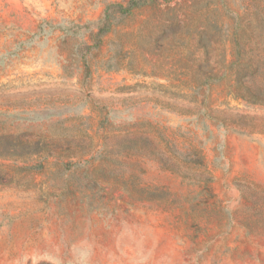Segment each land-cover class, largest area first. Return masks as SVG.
I'll use <instances>...</instances> for the list:
<instances>
[{"label": "rangeland", "instance_id": "1", "mask_svg": "<svg viewBox=\"0 0 264 264\" xmlns=\"http://www.w3.org/2000/svg\"><path fill=\"white\" fill-rule=\"evenodd\" d=\"M149 1L0 0V264H264V0Z\"/></svg>", "mask_w": 264, "mask_h": 264}, {"label": "trees", "instance_id": "2", "mask_svg": "<svg viewBox=\"0 0 264 264\" xmlns=\"http://www.w3.org/2000/svg\"><path fill=\"white\" fill-rule=\"evenodd\" d=\"M148 2H150L149 0H129L128 5L126 7H123L121 5H117L115 7H111V9H116L117 11L120 12L123 15H128L134 8H138L140 6H144L146 5ZM110 10V8H109ZM110 19V15L108 14V10L107 13L105 14V19H104V28L107 27V23L108 20ZM104 28L102 33H104ZM86 71L88 73V68H86ZM243 89V91H241ZM242 89H238L239 92L236 93L237 97L240 98H244V99H248L249 101L253 102V103H260V104H264V90L263 89H259L258 91H254L253 89H251L250 87H244ZM52 152L49 151V154L47 155V157L52 156Z\"/></svg>", "mask_w": 264, "mask_h": 264}]
</instances>
